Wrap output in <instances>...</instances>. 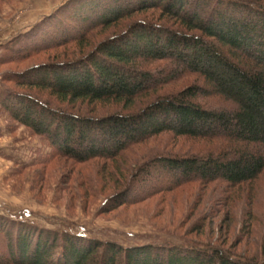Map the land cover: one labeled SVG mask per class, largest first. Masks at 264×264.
<instances>
[{
	"label": "trees",
	"instance_id": "16d2710c",
	"mask_svg": "<svg viewBox=\"0 0 264 264\" xmlns=\"http://www.w3.org/2000/svg\"><path fill=\"white\" fill-rule=\"evenodd\" d=\"M149 9L159 12L162 23L136 20L90 46L95 28ZM69 10L72 15L63 16ZM47 25L53 30L42 29ZM21 37L16 54L2 55L0 62L78 46L77 57L3 76L18 87L47 91L66 110L7 88L0 89V109L62 157L114 162L111 176L120 175L123 185L103 201V212L193 180L241 187L263 173L264 0H66ZM152 63L158 64L147 66ZM193 74L201 85L166 89ZM77 100L129 110L80 114L71 110ZM162 133L217 146L189 154L155 152L133 168L118 164L135 145ZM3 221L0 215L6 238L1 264H264V258L236 256L217 245L124 246L24 220H7L9 226Z\"/></svg>",
	"mask_w": 264,
	"mask_h": 264
},
{
	"label": "rangeland",
	"instance_id": "374dc122",
	"mask_svg": "<svg viewBox=\"0 0 264 264\" xmlns=\"http://www.w3.org/2000/svg\"><path fill=\"white\" fill-rule=\"evenodd\" d=\"M64 2L66 0H8L0 4V56L16 54L23 44L21 36ZM78 10L75 11L77 15L81 14ZM71 13L69 10L63 16ZM158 13L149 9L125 18L119 24L95 28L88 35L90 46L136 20L153 19L162 23L157 18ZM61 21L62 18L56 20L57 23ZM48 25L42 29L53 30L54 24L51 28ZM43 33H40V39H44ZM77 47L72 43L66 47L40 49L31 51L29 57L17 59L15 56L0 62V89L38 96L51 107L66 110L65 103L58 104L47 91L18 87L3 76L21 73L36 64L77 57ZM158 63L159 68L165 67ZM184 80L179 85H168L166 89L201 82L194 74ZM71 110L101 116L129 109L123 110L120 104L113 102L77 100ZM216 146L215 143L162 133L135 145V151L119 158L118 164L133 168L155 152L189 154ZM113 163L104 159L79 163L62 157L43 137L11 120L0 109V215L5 220L3 223L9 226L13 223L10 221L24 220L59 233H79L124 246L189 244L205 247L209 244L236 256L264 258V171L256 180L241 187H230L222 181L201 183L193 180L170 191L153 193L103 212V201L119 192L123 185L119 174V177L111 176ZM158 180L161 179L153 178L155 183ZM5 239L0 231V254L6 247Z\"/></svg>",
	"mask_w": 264,
	"mask_h": 264
}]
</instances>
